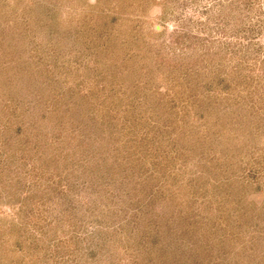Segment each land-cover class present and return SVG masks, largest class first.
Listing matches in <instances>:
<instances>
[{"label": "rangeland", "instance_id": "obj_1", "mask_svg": "<svg viewBox=\"0 0 264 264\" xmlns=\"http://www.w3.org/2000/svg\"><path fill=\"white\" fill-rule=\"evenodd\" d=\"M0 264H264V0H0Z\"/></svg>", "mask_w": 264, "mask_h": 264}]
</instances>
